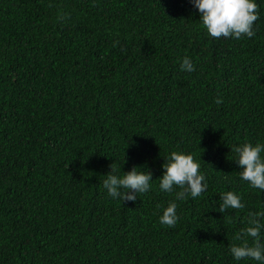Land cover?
Instances as JSON below:
<instances>
[{
	"label": "trees",
	"instance_id": "obj_1",
	"mask_svg": "<svg viewBox=\"0 0 264 264\" xmlns=\"http://www.w3.org/2000/svg\"><path fill=\"white\" fill-rule=\"evenodd\" d=\"M254 2L253 37L214 39L189 0H0V264H260L229 251L264 211L231 151L264 144ZM172 151L200 163L199 197L159 189ZM111 164L150 172V190L112 199ZM226 191L245 207L220 213ZM171 201L168 228L157 205Z\"/></svg>",
	"mask_w": 264,
	"mask_h": 264
},
{
	"label": "clouds",
	"instance_id": "obj_2",
	"mask_svg": "<svg viewBox=\"0 0 264 264\" xmlns=\"http://www.w3.org/2000/svg\"><path fill=\"white\" fill-rule=\"evenodd\" d=\"M189 2L199 12L201 26L211 38L240 39L255 35L253 25L259 16L258 5L254 0H189ZM65 15H60L59 19H65ZM180 69L192 72L195 71V66L185 56L180 63ZM216 103L220 104L222 100L217 99ZM231 151L236 155L234 161L240 169L238 172L240 179L247 182L250 187L264 191V157H262L264 144L244 142L234 146ZM109 167L110 171L106 174L102 186L112 199L134 202L138 193L143 194L150 190V181H152L150 172H138L137 167L133 166L130 171L123 172V175H116L112 164ZM161 167L163 173L158 178L159 189L169 194L178 189L175 191L176 200H187L189 196L195 199L207 188L204 183L205 176L200 172L201 165L191 154L172 151L164 159ZM220 200L218 207L220 213L228 209L239 210L245 207L241 197L232 191L221 193ZM157 208H162V214L158 217L159 223L168 228L175 227L179 219L175 201L169 202L166 207L157 205ZM262 221H264V211L248 213L246 226L234 235V240L240 243L233 244L229 249L235 260L253 259L264 264V243L261 242V230L264 229Z\"/></svg>",
	"mask_w": 264,
	"mask_h": 264
}]
</instances>
